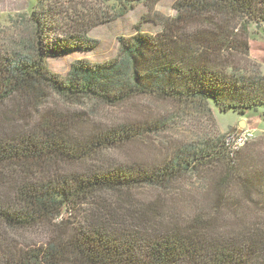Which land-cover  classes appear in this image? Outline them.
<instances>
[{
    "label": "trees",
    "instance_id": "1",
    "mask_svg": "<svg viewBox=\"0 0 264 264\" xmlns=\"http://www.w3.org/2000/svg\"><path fill=\"white\" fill-rule=\"evenodd\" d=\"M159 1L118 0L100 14L85 1L37 0L31 13L0 23V264H264V169L240 157L250 142L232 148L237 131L215 129L216 110L264 122L250 39L264 0H177L160 33L119 38L114 59L77 60L65 77L49 68V59L94 50L93 28L136 4L151 13ZM142 98L173 110L100 124L94 109H76ZM189 119L210 129L155 163L105 156L151 146ZM184 182L205 185L203 193L182 198ZM145 189L188 211L137 202ZM34 230L44 239L12 244V234Z\"/></svg>",
    "mask_w": 264,
    "mask_h": 264
},
{
    "label": "rangeland",
    "instance_id": "2",
    "mask_svg": "<svg viewBox=\"0 0 264 264\" xmlns=\"http://www.w3.org/2000/svg\"><path fill=\"white\" fill-rule=\"evenodd\" d=\"M73 2L85 1L87 4L91 3L95 10H98L100 14L110 13L113 11L115 2L118 0H72ZM177 0H160L153 12L149 13V9L143 3L136 4L134 9L129 11L126 15L113 21H109L106 24H101L93 28L90 32V37L97 41L98 45L94 50L87 53H76L73 55L52 58L48 60L49 68L52 72L61 76H67L70 71L71 65L77 60H87L92 63H101L104 61L114 59L119 52V38L130 37L135 35L139 29L146 33L158 34L162 31V27L158 21L165 17L173 18L176 16L174 10V4ZM37 0H0V23H5L7 16L13 15H26L31 13L32 5ZM109 11V12H108ZM147 16L145 20L143 17ZM146 17V16H145ZM150 19V20H148ZM262 25L253 24L251 27V60L260 64V69L264 75V27ZM262 35V36H260ZM257 64V63H256ZM171 103L160 102L152 98H142L136 100L132 104L125 105L119 108H95L94 105L88 107H78L77 113L84 111L90 113L94 109V114L97 116L98 123H114L126 118L129 114L136 115H150L155 117L165 118L168 116L173 107ZM264 111V108L261 109ZM204 122V123H203ZM210 123L205 121L201 122V125L197 124L193 119H189L186 122L178 125L174 130L165 135L164 139L154 140L151 146L145 145V143H137L135 146L126 148L124 150H115L105 153V156H110V160L114 162H124L127 159L144 160L147 163H155L162 159L164 150L170 146L178 145L183 141L192 140L191 136L200 134L204 131H208ZM214 128V127H213ZM90 127L85 126L83 131H88ZM216 133L227 134L233 131L240 132L242 130L250 131L253 134L252 141L242 150L241 156L243 161H247L250 165H255L259 169H264V122L254 114H247L244 117H239L236 114L228 113L221 114L216 110ZM163 149V150H162ZM191 183L184 182L180 185L179 190L184 198V195L190 191L195 194L203 193L205 185L200 184L195 188H191ZM180 197V196H179ZM134 199L139 203L151 204L158 203L159 208L163 213H174L179 211L181 213L187 212L188 208L182 203L178 204L177 201H169L167 195L159 194V191L153 189L140 190L134 194ZM185 199V198H184ZM200 205L207 206L205 196H200ZM24 237L12 234L11 240L14 246L23 247L27 244L26 241H38L43 240L45 234L41 231L27 232Z\"/></svg>",
    "mask_w": 264,
    "mask_h": 264
},
{
    "label": "built area",
    "instance_id": "3",
    "mask_svg": "<svg viewBox=\"0 0 264 264\" xmlns=\"http://www.w3.org/2000/svg\"><path fill=\"white\" fill-rule=\"evenodd\" d=\"M253 134L250 131L242 130L238 132L237 136L232 140V148L238 150L244 147L247 143L251 142L253 139Z\"/></svg>",
    "mask_w": 264,
    "mask_h": 264
},
{
    "label": "water",
    "instance_id": "4",
    "mask_svg": "<svg viewBox=\"0 0 264 264\" xmlns=\"http://www.w3.org/2000/svg\"><path fill=\"white\" fill-rule=\"evenodd\" d=\"M263 26H264V23H263Z\"/></svg>",
    "mask_w": 264,
    "mask_h": 264
},
{
    "label": "crops",
    "instance_id": "5",
    "mask_svg": "<svg viewBox=\"0 0 264 264\" xmlns=\"http://www.w3.org/2000/svg\"><path fill=\"white\" fill-rule=\"evenodd\" d=\"M260 36H262V35H260Z\"/></svg>",
    "mask_w": 264,
    "mask_h": 264
}]
</instances>
